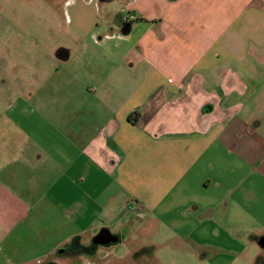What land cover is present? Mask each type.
I'll use <instances>...</instances> for the list:
<instances>
[{
	"label": "crops",
	"instance_id": "1",
	"mask_svg": "<svg viewBox=\"0 0 264 264\" xmlns=\"http://www.w3.org/2000/svg\"><path fill=\"white\" fill-rule=\"evenodd\" d=\"M65 7L73 47L54 56L72 62L54 68V96L29 93L39 111L14 113L24 141L0 163V264L70 261L58 250L111 231L129 201L197 214L221 146L264 173V0Z\"/></svg>",
	"mask_w": 264,
	"mask_h": 264
},
{
	"label": "rangeland",
	"instance_id": "2",
	"mask_svg": "<svg viewBox=\"0 0 264 264\" xmlns=\"http://www.w3.org/2000/svg\"><path fill=\"white\" fill-rule=\"evenodd\" d=\"M65 1L0 0V163L10 146L24 141L14 113L29 105L39 111L38 103L27 100L29 93L54 96V68L72 62L54 56L60 46L73 47L71 26L63 20ZM218 149L217 157L207 155L208 165L216 161L207 168L212 182L194 190L206 197L199 196L197 214L184 215V207L154 214L127 209L122 221L111 224L118 241L98 245L94 236L79 244L82 255L59 264H254L261 250L255 239L264 233V173L228 153L230 147ZM28 154L29 149L22 162ZM127 205L137 206L136 201ZM111 232L100 239L108 241Z\"/></svg>",
	"mask_w": 264,
	"mask_h": 264
},
{
	"label": "flooded vegetation",
	"instance_id": "3",
	"mask_svg": "<svg viewBox=\"0 0 264 264\" xmlns=\"http://www.w3.org/2000/svg\"><path fill=\"white\" fill-rule=\"evenodd\" d=\"M109 232H111V231H109ZM112 233L113 232H111V235H110V239H111L110 243L115 242V240L118 241V239H119L117 236L114 235V233L113 234ZM255 240H256V243L261 248V250H260V253L256 256V261L254 264H264V233L257 236ZM98 245H107V244H98ZM68 247H71V251H70L71 255L70 256H72V258L82 255V252L84 250V249L79 247V244H74V243H72ZM95 248H97V252H98L99 247L96 245ZM52 263H54V262H52ZM52 263H49V264H52Z\"/></svg>",
	"mask_w": 264,
	"mask_h": 264
},
{
	"label": "water",
	"instance_id": "4",
	"mask_svg": "<svg viewBox=\"0 0 264 264\" xmlns=\"http://www.w3.org/2000/svg\"><path fill=\"white\" fill-rule=\"evenodd\" d=\"M131 27H132L131 24L123 25V26H122V32H123L124 34L129 33L130 30H131ZM58 56H59V58L63 59V58H65V57L68 56V52H67L66 50H64V49H61L60 52H59V55H58ZM107 232H109V231H108V230H104V231L100 232V233L94 238V242L96 241V243H98V244H108V243H110V242H111V239H108V241H102V240L100 239V237L103 235V233H107ZM115 241H116V240H115Z\"/></svg>",
	"mask_w": 264,
	"mask_h": 264
},
{
	"label": "trees",
	"instance_id": "5",
	"mask_svg": "<svg viewBox=\"0 0 264 264\" xmlns=\"http://www.w3.org/2000/svg\"><path fill=\"white\" fill-rule=\"evenodd\" d=\"M123 18H124L123 12L116 13L115 15L116 22L119 23L120 25H127L128 23L124 22ZM70 251H71V247H68V246H65L59 249V253H61L64 256H67V255L70 256L71 255Z\"/></svg>",
	"mask_w": 264,
	"mask_h": 264
},
{
	"label": "built area",
	"instance_id": "6",
	"mask_svg": "<svg viewBox=\"0 0 264 264\" xmlns=\"http://www.w3.org/2000/svg\"><path fill=\"white\" fill-rule=\"evenodd\" d=\"M126 18L133 20V19H135V16L130 14V15H127ZM125 209L126 210L127 209H131L132 211H138V206H129V205H126L125 206Z\"/></svg>",
	"mask_w": 264,
	"mask_h": 264
}]
</instances>
